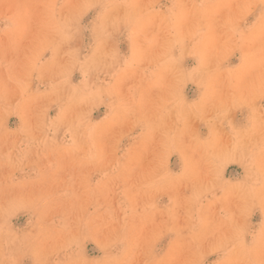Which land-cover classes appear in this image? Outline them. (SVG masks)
Masks as SVG:
<instances>
[{
	"label": "rangeland",
	"instance_id": "rangeland-1",
	"mask_svg": "<svg viewBox=\"0 0 264 264\" xmlns=\"http://www.w3.org/2000/svg\"><path fill=\"white\" fill-rule=\"evenodd\" d=\"M0 264H264V0H0Z\"/></svg>",
	"mask_w": 264,
	"mask_h": 264
}]
</instances>
